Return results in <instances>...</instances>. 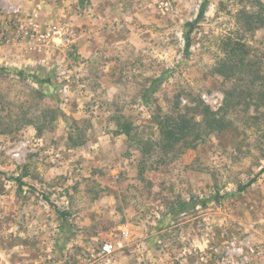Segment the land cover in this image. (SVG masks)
Returning a JSON list of instances; mask_svg holds the SVG:
<instances>
[{
    "label": "rangeland",
    "instance_id": "rangeland-1",
    "mask_svg": "<svg viewBox=\"0 0 264 264\" xmlns=\"http://www.w3.org/2000/svg\"><path fill=\"white\" fill-rule=\"evenodd\" d=\"M0 264H264V0H0Z\"/></svg>",
    "mask_w": 264,
    "mask_h": 264
},
{
    "label": "trees",
    "instance_id": "trees-1",
    "mask_svg": "<svg viewBox=\"0 0 264 264\" xmlns=\"http://www.w3.org/2000/svg\"><path fill=\"white\" fill-rule=\"evenodd\" d=\"M205 4L206 1H204L199 7L197 16L192 21L187 22L185 24V29H186L184 33L185 52H188L189 50L191 34L193 33L197 24L203 17ZM248 18L252 19V17L250 16ZM256 23L262 24L263 22L257 21ZM244 50L245 48L243 44H239L237 42H235L234 44L232 43V48H230L229 52L227 53L228 54L227 61L217 65V67L214 68L215 73L220 76L232 77L234 75V72L237 70L238 65L239 66L246 65L245 59L241 58L238 62H236L235 59V53H239V52L242 53ZM243 55H245V52ZM16 75L21 77L24 76L31 77L33 80H35V82L38 85H40L41 87L43 86L44 89L52 85V81L50 78L39 79L36 78L35 76H30L29 74H25L24 72H18ZM160 84H161V79L158 78L157 80H154L152 82L151 89L146 92L144 99H147V97L155 93L158 87L160 86ZM228 96H230V94H227V97ZM258 97L259 98L262 97V94L259 93ZM185 110H186L185 112L179 110L175 117L168 118L166 120L167 126L161 127L160 135L162 141L165 142V145L170 147L177 145L178 143L192 144L202 139L203 136L220 132L224 128L221 119H219L216 114L210 112V110L206 106H202L201 108V112L199 114L201 116L200 121H196L193 115L190 116L188 114V110H192V109L186 108ZM251 182H249L245 186H241L240 188H238V191H243L246 187L250 185ZM218 199H219L218 196L214 197L215 201H218ZM195 201L197 200L192 199L187 203H182L181 205H179L180 209L178 210V213L187 211L191 205H194Z\"/></svg>",
    "mask_w": 264,
    "mask_h": 264
},
{
    "label": "built area",
    "instance_id": "built-area-1",
    "mask_svg": "<svg viewBox=\"0 0 264 264\" xmlns=\"http://www.w3.org/2000/svg\"><path fill=\"white\" fill-rule=\"evenodd\" d=\"M112 249V246L109 244H104L98 249V257H103L108 254Z\"/></svg>",
    "mask_w": 264,
    "mask_h": 264
}]
</instances>
